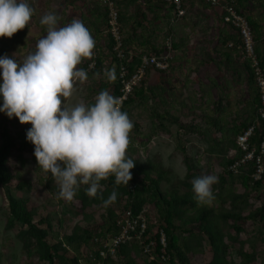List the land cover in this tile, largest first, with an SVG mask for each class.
<instances>
[{
    "label": "rangeland",
    "instance_id": "374dc122",
    "mask_svg": "<svg viewBox=\"0 0 264 264\" xmlns=\"http://www.w3.org/2000/svg\"><path fill=\"white\" fill-rule=\"evenodd\" d=\"M128 1L113 0L115 10L121 14V21H118L120 50L127 61L150 57L151 48L161 50L151 56H160L168 35L172 36L175 46L164 71L145 69L133 89L142 86L148 92L134 98L127 113L133 128L126 154L135 160L130 171L135 173L147 221L162 225L163 214L170 211L180 246L190 264H264V222L257 216L247 218L263 207L264 172L261 187L254 189L251 180L246 186L242 184L248 169H254L252 163L245 164L237 174L228 170L241 158L234 148L235 130L242 123L251 122L252 93L245 69L249 63L241 44L233 51L231 42L227 47L221 44L224 36H233L236 31L224 25L221 12L204 0H185V14L180 21L173 18L168 7L160 4L153 14H145L141 24L136 20V24L129 26L127 13L134 9L125 11L124 2ZM233 1L218 0L220 5L224 2L232 5ZM28 2L33 8L28 25L11 37H0V56L8 55L22 61L26 54L35 51L37 41L46 34L47 26L40 23L45 12L57 13L58 26L79 18L95 40L94 55L83 58L78 65L86 70L87 79L74 83L72 96L62 98L65 106L72 107L81 100L86 104L94 103L96 95L103 89L112 94L115 80H109L106 72L115 69V65L106 49V26L102 19L107 6L103 1ZM261 2L264 0H247L243 8L236 10L244 19L253 16L262 22L259 40H255L250 30L257 59L256 52H264ZM128 38L130 42L123 45ZM97 58L102 61L100 69L95 68ZM152 71L157 73L152 75ZM4 117L12 137L17 142L28 141L26 131L31 127L30 123L21 124L16 117L10 119L0 114V129ZM181 149L193 167L190 173L186 170ZM262 164L264 166V156ZM7 168L13 178L8 190L10 195L26 203L34 216L33 221L44 229L48 245L63 243L66 251L65 254L58 252L59 257L87 262V256L96 246L94 237L106 232L108 216L120 214L124 203L121 195L116 191L117 198L105 204L104 200L114 189L106 180H101L103 187L96 196L88 195L85 192L87 185L82 184L71 201L59 198V184L55 178L47 180L44 177L43 169L29 149L21 153L14 151L7 161ZM205 174L218 177L213 185L211 204L196 201L194 206L178 203L167 208L155 195L156 189L164 201L188 197L194 202L192 180ZM19 182L29 183L30 188L15 189ZM204 211L207 212L205 220L198 221ZM7 219L8 206L0 187V264H48L40 260L33 240L25 235L26 229L19 223L6 228ZM216 250L220 252L217 254ZM126 254L133 264H150L136 244L128 246ZM52 261V264H62L57 258ZM126 262L127 258L117 254L112 264ZM157 264L169 263L165 260Z\"/></svg>",
    "mask_w": 264,
    "mask_h": 264
},
{
    "label": "clouds",
    "instance_id": "9594fccd",
    "mask_svg": "<svg viewBox=\"0 0 264 264\" xmlns=\"http://www.w3.org/2000/svg\"><path fill=\"white\" fill-rule=\"evenodd\" d=\"M32 14L28 0H0V37L23 29ZM58 20L54 11L41 16L46 34L22 61L0 56V112L21 124L30 123L26 139L34 145L38 166L59 184L58 197L71 201L82 184L88 195L96 196L103 187L100 181L109 175L114 174L117 184L129 183L135 160L126 149L133 122L122 111L119 97L107 89L96 95L94 103L81 100L65 106L62 98L72 96L74 83L87 79L86 70L78 65L94 55L95 40L79 18L63 26ZM106 74L115 80L114 68ZM217 180L215 174L194 177V199L211 204ZM116 198L113 190L104 203Z\"/></svg>",
    "mask_w": 264,
    "mask_h": 264
},
{
    "label": "trees",
    "instance_id": "16d2710c",
    "mask_svg": "<svg viewBox=\"0 0 264 264\" xmlns=\"http://www.w3.org/2000/svg\"><path fill=\"white\" fill-rule=\"evenodd\" d=\"M113 1V0H112ZM245 1L247 0H234L232 5L230 2L229 5L233 8V10L235 12L238 11L239 8H243ZM145 2V6L146 7H151V5L154 2H157L156 0H144ZM184 2V1H183ZM184 6V3H183ZM259 7L261 8V10L263 11L264 14V2H261ZM237 10V11H236ZM108 11L105 10V12L103 13V23L104 25L107 27V22H108ZM106 16H107V20H106ZM247 24L250 28V30L252 31L255 40H259L262 36V25H261V21L259 19H257L256 17L253 16H247L246 19ZM118 21H121V14L118 13ZM106 41H107V46L106 49L107 51L110 53V55H112V61L115 65V74H116V78H115V84L113 86V93L112 95L114 96H119L120 95V89H121V84L120 81L118 79V75H119V69L120 66L124 67V71H125V78L128 79L138 68V66L141 63V58L140 57H135L132 60L130 59V61H127V59H125V55H124V59L119 60L116 58L115 54L113 53V47H114V42L113 39L111 37L110 34H106ZM131 38V36H129ZM128 40H124L123 41V45L127 44ZM231 42L232 43V51L235 50V48L237 46H239L241 44V38L238 35V33L236 32L235 35H226L223 37L222 40V45L224 47H227V44ZM166 43V42H165ZM121 46H122V41H121ZM172 48L174 49L175 46L171 43ZM242 48V44L240 45ZM228 49H225V51H227ZM150 56L151 55H157L159 54V52L161 50H155L154 48L149 49ZM257 56H258V63L260 67H264V52H256ZM224 57H227V54L224 53ZM101 59L97 58L96 62H95V68L96 69H100L101 68ZM248 62V61H247ZM245 69L247 71V76H248V87L251 90L252 93V103H251V122L248 124L242 123L240 125L239 128H237L235 130V139L236 137L242 133L243 130H245L247 127H249L250 125L253 126V133L252 136L249 140L250 145L256 147L258 149L261 141H262V135H263V124L261 122V120L258 117V108H259V95H258V90L255 86V82H254V74L252 69L250 68V66L245 65ZM146 92H148L147 89L143 88L142 86L138 87L137 89H133L132 93L130 95L127 96L126 100L123 101L122 105H121V109L122 111H125L128 113V108L133 104V100L134 98H139L141 96H143ZM0 103H2V99H0ZM1 115L5 116L4 113L0 112ZM8 120L6 119V117H4V121H3V125L0 129V187L3 188L4 190V194H5V199L7 202V206H8V219L6 221V228H11L14 223H19L23 228H25V235L33 240V245L35 247V249H37L38 255L40 260L42 261H46L48 264H52V260L53 258H57L61 261V263L63 264H79L78 260L73 258V259H67L61 256H58V252H62L65 254V249L63 248L64 244L60 243V242H56V245H48L47 241H46V233L44 231V229L39 228V223H35L33 221V214L32 212L27 208V205L24 201H17L16 199H14L10 193H9V187L11 182L13 181V178L7 168V161L8 159L11 157L12 153L14 151H17L19 153H21L22 151L29 149L32 153V157L35 161L36 157L34 156V145L31 142H28L26 140H20V141H16L8 127H7V122ZM234 148L236 150V152L238 153V156L240 157L242 154L240 153V151L237 149V146L235 144L234 141ZM181 153L183 154V162L186 166V170L188 173L193 171V167L191 166L189 159L187 158V156L185 155L183 149H181ZM232 161L229 162V164H231ZM253 170L248 169L247 173H246V177H243L242 180V184L244 186H246V184L250 181V174L252 173ZM44 173V177L47 180L50 179H54V177H52L51 173L48 172L46 173L43 170ZM132 173V172H131ZM135 173H132V177L131 180L135 181L136 183V189L134 191V193H129L126 189V187L123 184H117L116 181L109 176L107 179H103L106 180V182L109 184V186H111L115 191H117L120 195L121 198L124 199V197H128L129 199L132 200L131 203L128 202V200H124L123 205L121 206V212L120 214L115 217L113 215L108 216V220H109V224L107 225L106 228V232L104 234H102V236L96 235V237H94V239H100L105 237L106 234H110V235H115L117 233V227L116 224L120 218V216L123 213V210L131 207L134 213H139L142 209H143V200L141 199V194H139V190L137 188V180L135 179ZM264 178V176H263ZM262 185L261 180L254 182L252 184L254 189H258L260 188ZM29 189L30 188V184L27 182H19L15 185V189L17 190H21V189ZM155 195L158 199L159 202H162L165 207H170L171 205H176L178 203L180 204H185V205H191L194 206V203H196V200L194 199L193 201H190V199L188 197H184L182 199H171L169 201H164L163 199H160V196H158V191L155 189ZM204 214L207 215V212L204 211ZM255 216L258 217V220L264 222V207H260L255 215H250L247 218H252L255 219ZM163 219H162V225H154L155 223L153 222H148V229L151 230L154 227H160L163 232H164V237H165V248L163 250L165 256L167 257V262L169 264H190L187 260V257L185 255L184 249L180 246V242H179V238L176 234V228L172 223V214L170 211H166L163 214ZM202 217H200V220H205L202 219ZM149 219V218H148ZM197 220V219H196ZM93 239V240H94ZM135 244L133 242L130 243H125L123 245H121L118 250H117V254H120L122 257L127 258V262L125 264H133L132 261L130 260V257L126 254L127 253V248L128 246ZM97 245V244H96ZM137 248L141 251L140 247L138 245H136ZM96 248L98 247L95 246ZM160 248H157L154 255H155V260L149 261L150 264H157V262L159 263V255H160ZM126 252V253H125ZM217 254L218 250H216ZM93 255L95 256V258H97V253L96 252H92ZM222 254H224V251H222ZM115 255V257H116ZM115 258H108L107 261L109 262V264L113 263V260ZM213 264V263H210Z\"/></svg>",
    "mask_w": 264,
    "mask_h": 264
},
{
    "label": "built area",
    "instance_id": "2783aa9c",
    "mask_svg": "<svg viewBox=\"0 0 264 264\" xmlns=\"http://www.w3.org/2000/svg\"><path fill=\"white\" fill-rule=\"evenodd\" d=\"M107 6L108 22L106 27V34H110L113 42V53L119 60L124 59V54L121 52V37L118 31V13L113 6L112 0H102ZM164 4H168L173 8V12L176 18H182L185 14L183 8V0H158ZM212 7L218 9L222 14L224 25L230 26L234 29L241 38L242 50L245 58L247 59L250 68L254 74L255 86L259 95V108L258 117L263 124L262 141L258 149L250 145L249 140L253 133V126L247 127L242 131L235 139L237 149L240 151L241 158L233 162L228 170L233 174H237L241 167L247 163L253 164V171L250 174V180L254 182L260 181L264 172V166L262 159L264 156V67H260L258 60L253 52L252 38L250 28L247 21L233 10L229 3L224 2L219 4L218 0H204ZM230 46V45H228ZM173 52L171 43L166 41L162 54L158 57L150 56L143 58L136 71L128 78H125L124 67L120 66L118 79L120 81L121 89L119 97L121 105L126 100L127 96L133 90V87L139 82L144 75L146 68H151L157 71H164L167 68L168 59L171 58ZM115 180V176L109 175ZM116 181V180H115ZM125 186V185H124ZM129 193H134L136 189L135 181L130 180L125 186ZM124 200L132 202L128 197H124ZM262 206L264 207V197L261 199ZM117 233L115 235L106 234L105 237L100 239H94V244L98 247L93 249V252L97 253V258L90 253L87 256V262L79 261V264H109L108 258H115L118 248L125 244L133 242L138 245L143 255H145L149 261L155 260V251L160 248L159 261H165L163 250L165 248L164 232L160 227H154L151 230L148 229V221L142 209L139 213H134L131 207L123 210L116 224ZM96 245V246H97Z\"/></svg>",
    "mask_w": 264,
    "mask_h": 264
},
{
    "label": "crops",
    "instance_id": "0c3cea01",
    "mask_svg": "<svg viewBox=\"0 0 264 264\" xmlns=\"http://www.w3.org/2000/svg\"><path fill=\"white\" fill-rule=\"evenodd\" d=\"M156 1L157 2H154L151 5V7H149V8L145 6L146 4H145L144 0H129L128 2H124L125 9H126L125 11L126 12H128V10L131 7H133V9H134V11L132 13H129V12L127 13V17L129 19V26H130L131 23H135L136 24V22H135L136 20L141 24V20L146 17L145 14H147V13L148 14H151V13L153 14L154 12H156L155 9L158 6H160V4L168 7L171 10L172 16H173V18H175L176 21H180L183 18V17L182 18H176L175 14L173 12V8L170 5L164 4V3H162V2H160L158 0H156ZM183 1H185V0H183ZM139 3H140V5H138ZM183 8H184V6H183ZM138 16H139V18H138ZM171 37H172L171 35H168L166 41H169L170 43H172ZM164 46H165V44H164ZM151 73H152V75H155L157 72L152 71Z\"/></svg>",
    "mask_w": 264,
    "mask_h": 264
}]
</instances>
